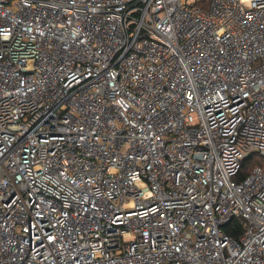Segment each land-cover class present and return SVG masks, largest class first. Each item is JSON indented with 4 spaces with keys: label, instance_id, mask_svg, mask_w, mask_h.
<instances>
[{
    "label": "built area",
    "instance_id": "obj_1",
    "mask_svg": "<svg viewBox=\"0 0 264 264\" xmlns=\"http://www.w3.org/2000/svg\"><path fill=\"white\" fill-rule=\"evenodd\" d=\"M0 264H264V0H0Z\"/></svg>",
    "mask_w": 264,
    "mask_h": 264
},
{
    "label": "trees",
    "instance_id": "obj_2",
    "mask_svg": "<svg viewBox=\"0 0 264 264\" xmlns=\"http://www.w3.org/2000/svg\"><path fill=\"white\" fill-rule=\"evenodd\" d=\"M255 156H249L246 161V172L249 170L252 165L251 158ZM244 223L239 219H233L225 226V231L227 234L231 235L234 238H238L239 235L243 232Z\"/></svg>",
    "mask_w": 264,
    "mask_h": 264
}]
</instances>
